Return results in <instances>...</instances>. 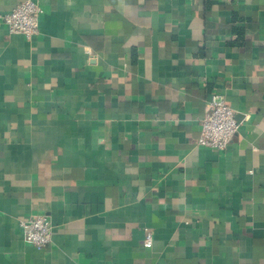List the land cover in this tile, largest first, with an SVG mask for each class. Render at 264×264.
I'll return each instance as SVG.
<instances>
[{
  "label": "crops",
  "instance_id": "crops-1",
  "mask_svg": "<svg viewBox=\"0 0 264 264\" xmlns=\"http://www.w3.org/2000/svg\"><path fill=\"white\" fill-rule=\"evenodd\" d=\"M35 1L30 39L0 18V264H264V0Z\"/></svg>",
  "mask_w": 264,
  "mask_h": 264
},
{
  "label": "built area",
  "instance_id": "built-area-1",
  "mask_svg": "<svg viewBox=\"0 0 264 264\" xmlns=\"http://www.w3.org/2000/svg\"><path fill=\"white\" fill-rule=\"evenodd\" d=\"M41 8L35 0H21L10 11L0 14L2 22L10 32L22 34L26 39L32 38L39 29ZM240 121L236 112L224 100L219 91L209 93L206 111L200 121L197 145L225 150L237 134ZM20 226L27 242L36 248H44L51 241L52 222L43 213L30 214L20 219ZM151 230L145 228L143 242L152 244Z\"/></svg>",
  "mask_w": 264,
  "mask_h": 264
},
{
  "label": "trees",
  "instance_id": "trees-1",
  "mask_svg": "<svg viewBox=\"0 0 264 264\" xmlns=\"http://www.w3.org/2000/svg\"><path fill=\"white\" fill-rule=\"evenodd\" d=\"M232 31H235L238 35L240 34V29L237 28V27H234V28L232 29Z\"/></svg>",
  "mask_w": 264,
  "mask_h": 264
}]
</instances>
